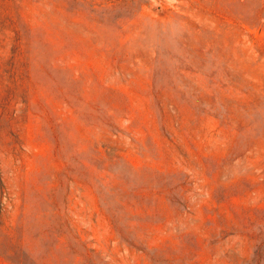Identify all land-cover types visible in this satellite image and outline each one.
Wrapping results in <instances>:
<instances>
[{"label": "rangeland", "instance_id": "374dc122", "mask_svg": "<svg viewBox=\"0 0 264 264\" xmlns=\"http://www.w3.org/2000/svg\"><path fill=\"white\" fill-rule=\"evenodd\" d=\"M0 264H264V0H0Z\"/></svg>", "mask_w": 264, "mask_h": 264}]
</instances>
